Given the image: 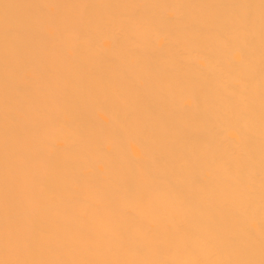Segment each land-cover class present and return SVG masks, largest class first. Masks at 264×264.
<instances>
[{"label": "bare ground", "instance_id": "bare-ground-1", "mask_svg": "<svg viewBox=\"0 0 264 264\" xmlns=\"http://www.w3.org/2000/svg\"><path fill=\"white\" fill-rule=\"evenodd\" d=\"M0 264H264V0H0Z\"/></svg>", "mask_w": 264, "mask_h": 264}]
</instances>
